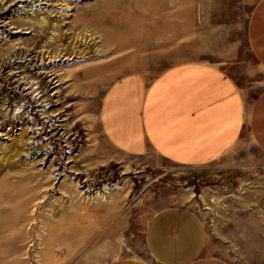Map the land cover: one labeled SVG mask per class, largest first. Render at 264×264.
<instances>
[{"label": "rangeland", "instance_id": "1", "mask_svg": "<svg viewBox=\"0 0 264 264\" xmlns=\"http://www.w3.org/2000/svg\"><path fill=\"white\" fill-rule=\"evenodd\" d=\"M257 1H0V163L14 157L0 171V264H156L146 237L163 211L199 225L197 255L264 264V154L246 127L223 157L185 166L116 149L99 120L116 81L186 62L223 70L246 120L264 89L247 39ZM32 12L49 27L15 28ZM58 34L82 55L47 58Z\"/></svg>", "mask_w": 264, "mask_h": 264}, {"label": "crops", "instance_id": "2", "mask_svg": "<svg viewBox=\"0 0 264 264\" xmlns=\"http://www.w3.org/2000/svg\"><path fill=\"white\" fill-rule=\"evenodd\" d=\"M247 39L264 69V0L253 7ZM100 125L111 145L131 155L155 154L185 166L213 162L233 150L245 127L264 154V89L245 120L242 96L221 69L199 62L176 64L151 79L129 75L106 91ZM202 230L187 214L163 211L150 222L147 246L156 264H231L197 255ZM196 246V247H195ZM107 264H150L121 258Z\"/></svg>", "mask_w": 264, "mask_h": 264}, {"label": "bare ground", "instance_id": "3", "mask_svg": "<svg viewBox=\"0 0 264 264\" xmlns=\"http://www.w3.org/2000/svg\"><path fill=\"white\" fill-rule=\"evenodd\" d=\"M0 1H3V0H0ZM22 23L21 24H19V25H17L15 28H21L20 30H28V29H31V32H37V29H45L46 27H49V24H50V22L49 21H47V17L44 15V13H38V12H32V15H31V17H28V16H24V18L22 19V21H21ZM52 23V22H51ZM52 24H54V23H52ZM89 35H92V34H89ZM100 36V35H99ZM57 42L56 43H58V45H57V49H56V51H53V52H50L49 51V53H47V58H57L61 53L63 54V55H65L66 53H68L69 52V54H73L74 53V55L75 56H81L82 55V52H79L78 51V49H77V47L75 46V44H73V46L72 45H66V46H64L63 44H59L60 43V41H61V34H58L57 35ZM20 40V38L17 40V41H19ZM16 41V42H17ZM28 41H30V40H27V42ZM23 44V45H25V41L23 40V41H21L20 43L19 42H17V43H15V44H18V45H20V44ZM32 43V42H31ZM30 43V44H31ZM4 51H5V53H7V50H2V53H4ZM1 53V56L2 55H5V54H2ZM6 56V55H5ZM20 138V137H19ZM14 143V142H13ZM2 145V144H1ZM4 145H6V144H3V147H4ZM15 145V144H14ZM23 145H25V141L23 140V138L22 139H20V140H17V142H16V145H15V147H16V150H18L19 148H20V146H23ZM12 146H13V144H12ZM7 147H8V145H7ZM12 149H14V148H12ZM4 150V149H3ZM13 152V151H12ZM2 153V152H1ZM4 153V152H3ZM13 156H15L14 155V153L12 154ZM11 156V155H10ZM7 157V156H6ZM12 158H14V157H11V161H13L12 160ZM2 160V159H1ZM15 160V159H14ZM10 160H9V158H3V160H2V163H0V171H4V170H6V169H9V170H11V169H13V164H12V162L10 163L9 162ZM15 163V162H14ZM15 165H16V163H15ZM14 165V166H15ZM16 166H18V163H17V165ZM19 167V166H18ZM15 168H17V167H15ZM14 168V169H15ZM20 169V168H19ZM18 169V170H19ZM13 171V170H12ZM15 171H16V169H15ZM20 171V170H19ZM10 173H12V172H10ZM9 173V174H10ZM15 173V172H14ZM19 174V173H18ZM1 194H0V198H1ZM4 202V199H2V200H0V203H3ZM52 220L55 218V214L54 213H52ZM3 238V237H2ZM3 240L5 241L6 239H4L3 238ZM8 242H10V241H8Z\"/></svg>", "mask_w": 264, "mask_h": 264}]
</instances>
